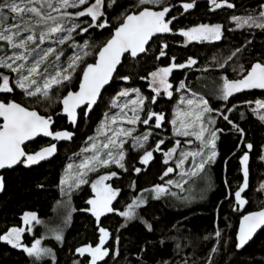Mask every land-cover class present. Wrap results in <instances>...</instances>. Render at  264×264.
Listing matches in <instances>:
<instances>
[{
    "label": "snow or ice",
    "instance_id": "6c2138e0",
    "mask_svg": "<svg viewBox=\"0 0 264 264\" xmlns=\"http://www.w3.org/2000/svg\"><path fill=\"white\" fill-rule=\"evenodd\" d=\"M207 5L210 12L237 7L234 0H207ZM196 6L197 0H180L179 8L172 0H0V69L4 70L0 71V170H14L19 166L31 169L42 161L54 158L60 142L73 140L74 131L53 130L55 120L53 114L49 113V109L53 107V95L61 106L54 115L66 118L67 123L75 128L78 127L81 114L85 120L90 118L94 106L103 99V93L113 86L114 81L118 79L128 85L132 77L120 72L125 61L138 62L152 45L157 46L153 57L155 60L168 56L166 34L183 37L185 47L192 42L204 44L221 41L225 29L220 23H198L175 29L174 22H179L178 17H183ZM181 8L183 11L179 10ZM173 11L177 15H172ZM110 15H115V24L109 19ZM229 20L235 27L228 28L227 31L253 33L258 29L264 34V0H261L258 8L244 15L230 14ZM90 30H101V36L107 31L105 39L93 51H88L93 45L90 39L85 38L91 37ZM77 35L83 39V44L76 42ZM254 38L245 37L246 43L236 47L217 67L225 69L230 62L242 60V52L253 45ZM69 44L72 45L73 55L67 61H62L64 47ZM89 56L93 57L91 62L86 59ZM176 60L177 57L172 56L171 62L166 66H157L146 76H139L140 80L147 82L151 93L149 96L142 94L137 87H119L108 104L109 109L116 111L104 113L96 136H89L85 141L86 146L81 149L84 155L80 156L77 163L66 165L65 174L60 177L58 185L61 196L67 197L64 203L70 206L73 195L81 191L82 186H90L92 195L84 201L86 206L79 211L94 218L98 232L95 244H84L75 249V255L82 259L74 260L73 264H109V260L115 264L119 255L120 236L113 238L110 230L103 226L102 217L108 214L122 217L124 223L121 228L125 229L132 221L139 220L148 232H153V225L144 220L137 209L147 206L149 200L158 201L168 196L181 202L187 200L186 197H179L171 192L170 188L183 191L184 184L189 180L195 183L202 179L206 170L217 162V142L220 139L218 133L223 131L217 126L218 117L238 134L240 142L236 148L243 152L239 157L243 179L232 193L235 201L233 211L241 213L235 232V248L243 249L258 230L264 231V209L247 213L241 211L248 203L243 194L249 188V153L254 145L245 143L244 129L226 114L232 113L236 106L223 109L212 107L209 99L194 92L185 80H181L174 88L169 81L174 69L191 68L198 62L191 56L183 63H177ZM233 71L237 73V78L220 77L216 90L219 101L229 104L230 98L236 94L250 93L252 90H261L264 94V50L248 66L236 63ZM74 84H78V87H73ZM64 90L66 94H63ZM173 90L189 95L181 96L180 106L174 109L173 118L167 121L172 125V134L174 137H193L199 142L196 151H179L174 160L175 168L168 165L180 149V139H176L174 145L167 150L162 148L165 145L164 139H158L150 149L146 147L153 130L162 128L167 120L163 111H155L148 104L154 105L162 97L173 99ZM132 93L135 97L129 98ZM17 95L20 99H17ZM33 101L43 103L45 112L49 114H41L32 107ZM243 103L255 104L250 110L264 122V100H245ZM243 115L241 113V117ZM138 124L147 126L148 130L141 135H134ZM40 137L49 140L38 150L31 148L28 142L39 144ZM99 137L103 139L100 140ZM129 139L133 149L143 150V154L139 156L140 165L148 167L154 159V153L161 152L162 162L167 167L160 176L162 183L143 190L149 194L147 197H136L123 210H118L114 201H117L121 190L109 181L119 178V173L112 169L113 165L115 169L128 171L125 164V144ZM192 142L191 139L184 141L189 145ZM244 148L248 151H244ZM260 160L264 161V152ZM226 166L227 160L225 170ZM101 169L104 170L103 174H99ZM176 170H179V181L165 180V177ZM133 171L138 174L142 168L135 167ZM90 174H96L95 179ZM225 184L230 188L227 180ZM4 187V176L0 175V191ZM257 190L264 191V183ZM74 211L77 209L70 208L64 218V226L71 222V212ZM20 219L24 226L9 227L0 233V242L20 250L33 260V264H38L44 258L50 259L51 264H58L55 252L42 245L41 239H34L30 245L22 241L25 232L32 233L33 224L42 223L37 213L25 211ZM215 237H221L219 230L215 232ZM51 238L58 244L63 243L62 229L53 231ZM165 243L164 239L160 240L162 246ZM176 247L179 249L180 245L177 244ZM144 251L146 249L142 248L141 252ZM216 251V247L211 249V253ZM211 260L212 256L209 255L208 264H211ZM137 264H143L139 257ZM162 264L168 262L163 261ZM183 264L188 262L184 261Z\"/></svg>",
    "mask_w": 264,
    "mask_h": 264
},
{
    "label": "trees",
    "instance_id": "16d2710c",
    "mask_svg": "<svg viewBox=\"0 0 264 264\" xmlns=\"http://www.w3.org/2000/svg\"><path fill=\"white\" fill-rule=\"evenodd\" d=\"M179 8L180 0L172 1ZM237 7L235 9H218L216 12L208 11L207 0H197V6L189 10L183 17H178V23L174 22L175 29L180 27H190L198 23H220L223 25L224 37L215 43H191L187 47L183 46V38L179 35H167L169 48L167 57L155 60L157 46L152 45L147 54L143 55L138 62L125 61L120 67L122 74L130 75L132 79L125 85L123 81L116 80L113 86L103 93V99L94 106L90 118L85 120L81 114L78 127L72 129L67 125L66 120L54 115L60 110V105L53 95V107L49 113L53 114L55 124L53 130L68 129L75 132L73 140L68 144H59L58 153L50 161L41 163L31 169L19 166L14 170L4 171L5 187L0 195V233L9 227L24 226L21 215L25 211L37 213L41 224L33 228L32 233L25 232L22 241L29 244L34 239L43 237L49 229H62L64 241L58 244L54 239L48 237L43 240L42 245L51 248L55 254L58 264H73L74 260H79L75 255V249L84 244H95L98 239V232L95 228L94 218L89 214L79 211L85 207L84 201L91 196L89 186H83L81 191L76 192L70 206L65 205L67 197H62L59 190V179L63 174L65 166L79 158V153L85 147V141L92 136L104 117V113L109 110L108 104L111 97L119 90V87L129 86L141 89L142 94L149 96L151 93L147 89V82L140 80L139 76L147 75L149 71L157 66H166L171 62V57L176 56L177 63H183L189 56L198 62L191 68L174 69L169 77L174 88L181 80H185L190 88L198 95L209 99L214 108L232 107V113H226L230 118L242 127L246 134L245 143H252L253 150L250 156V176L249 188L245 195L248 203L245 205L244 213L260 210L264 207V191H258L261 183H264V161L260 160L264 148V122H261L250 110L254 104L247 105L245 100H264V94L260 92L242 93L230 98L231 103L225 104L216 98V90L220 83L221 76L237 78V73L233 71L236 63H244L248 66L259 57L264 50V34L254 30L253 33L242 30L227 31L234 28L230 23V14L244 15L253 9L258 8L261 0H234ZM183 11V9H179ZM172 15H177L176 11ZM112 24L116 23L115 15H110ZM101 30H96L90 39L94 47L99 45L107 36L99 35ZM252 46L242 52V60L235 63L230 62L225 69H219L217 64L222 62L235 50L236 47L246 43L245 37L253 39ZM78 43H83V39L78 36ZM240 54H238L239 56ZM145 56L147 58H145ZM89 62L93 60L87 58ZM205 69H207L205 71ZM238 71V69H237ZM74 84L73 87H77ZM63 94H66L64 90ZM177 92L173 90V99L162 97L156 104H148L155 111H163L167 117L164 127L169 132L168 122L171 117L172 108L177 101ZM17 99L20 96L17 95ZM32 107L45 112V105L41 102L33 101ZM243 113V117H241ZM217 126L223 131L218 133V157L217 162L206 170L202 179L196 180L199 188L193 192V197L184 202L173 200L169 197L160 200H149L147 206L137 209L139 215L153 225L154 231L148 232L139 220L132 221L128 227L121 228L124 223L122 217L116 214H108L102 217L103 226L108 228L113 234L120 236L119 255L115 264H137L139 257L143 264H208L209 255L212 256L211 264H264V231L258 235L242 250L235 248V232L240 219V212L233 211L235 204L232 193L242 182L240 172L239 157L243 152L236 148L240 142L238 134L231 130V126L217 118ZM39 144H29L31 148L38 150L47 141L38 139ZM166 149V147H162ZM244 151H248L244 148ZM142 155L139 149H128L125 155V164L128 171L116 170L119 178H114L110 183L120 188V195L114 206L118 210H123L128 203L141 195L147 197L149 194L143 192L144 189H151L153 185L160 184V176L166 165L162 162V153H154V159L148 167L139 164V156ZM227 166L225 170V161ZM141 167L140 173H135L133 169ZM230 185V188L226 186ZM194 183L190 180L183 186L184 192L177 188H170L179 197H185L188 187ZM42 185V187H41ZM70 208L77 211L71 212V222L64 226L63 221ZM119 229V231H117ZM219 230L221 237L217 239L215 232ZM207 238V239H206ZM166 241L165 245L160 244V240ZM179 244V249L176 245ZM213 247L217 248L215 253H211ZM146 251L141 252V249ZM115 250L114 248L112 249ZM0 264H33V260L23 254L20 250L12 249L10 246L0 242ZM38 264H51V260L44 258ZM109 264H113L109 260Z\"/></svg>",
    "mask_w": 264,
    "mask_h": 264
},
{
    "label": "rangeland",
    "instance_id": "374dc122",
    "mask_svg": "<svg viewBox=\"0 0 264 264\" xmlns=\"http://www.w3.org/2000/svg\"><path fill=\"white\" fill-rule=\"evenodd\" d=\"M172 1H174V0H172ZM77 37H78V35L75 37V40H76ZM192 43H196V42H192ZM80 44H83V43H80ZM88 51H92V49L90 48V49H88ZM64 52H65V55L62 57V61H67L68 57H70V56L73 55L72 45L69 44L68 46H65L64 47ZM90 57L91 56H89L87 58L90 59ZM0 71H4V70L0 69ZM147 89L149 90L148 86H147ZM185 95H189V94L188 93H185V92L177 93V96H178L177 97V101H176V103L174 104V106L172 108V113H171L170 120L173 118V111H174V109L176 107L180 106L179 105V100H180L181 96H185ZM134 97H135V94L132 93V94H130V97L129 98H134ZM254 107H255V104H254L253 108ZM115 111H116L115 109H109L107 112H115ZM165 125L166 124L164 123V125H163L162 128H160V129H154L153 130V134L150 136L149 141H148V144L146 145V147L150 149V148H152V147L155 146V142L158 139H164L165 140V145H162V147H166V149H164V150H167L168 147H171V146L174 145L176 139H180L181 142H182L181 143V146H180V149H178L176 156H174L173 160L170 161L169 162V165H168V166H172L173 168H175L174 160L176 159V157H178L179 151H181V150H184V151H196L198 149V147H199V142L195 141L193 137H188V138H184V137H174L173 134H172V125L170 123H168L169 132L166 131V129L164 128V127H166ZM97 128H96V130H95V132H94V134L92 136H96ZM136 129H137V131L134 133V135H141L144 131L148 130L147 129V126H145L143 124H138L136 126ZM99 139L102 140L103 137H99ZM185 139H191L193 141L192 144L189 145L187 143H184ZM128 149H133L132 143H131V139H129L128 142L125 144V152L126 153H127ZM139 151H141V154H143V150L139 149ZM262 152H264V148H263V151ZM81 155H84V154H82L81 151H80V153L78 155L79 158H76L75 160H73V161H71L69 163H77L79 161ZM65 168H66V166H65ZM65 168H64V171H63V174L62 175L65 174ZM112 169L113 170H120V169H115V166L114 165L112 166ZM103 171L104 170L101 169L99 174H103ZM178 173H179V170H176V172L169 174L168 177H165V180L172 179L174 181H179L180 180V176H179ZM90 176H91L92 179H95L96 174H90ZM110 182L111 181H109V183ZM196 183H197V181L191 187L190 186L188 187L189 190L185 194V197L187 199H191L193 197V192L196 191V189L200 187L199 184H196ZM85 186H87V185H85ZM89 190L91 192L90 186H89ZM178 190L181 191L180 189H178ZM171 192H173V191H171ZM181 192H184V190L181 191ZM91 195H92V193H91ZM168 197L171 198V199H173V200H175V201L177 200L175 197H172V196H168ZM36 226H37L36 224H33V228L36 227ZM50 230H52V231H50ZM53 231H55V229H49L47 231V233L43 237L40 238L41 239V242L43 243V240L48 239V237L51 238L52 237V234H53Z\"/></svg>",
    "mask_w": 264,
    "mask_h": 264
},
{
    "label": "water",
    "instance_id": "95a60500",
    "mask_svg": "<svg viewBox=\"0 0 264 264\" xmlns=\"http://www.w3.org/2000/svg\"><path fill=\"white\" fill-rule=\"evenodd\" d=\"M166 35H170V34H166ZM143 55H145V54H142V56H143ZM142 56H141V57H142ZM77 87H78V85H77ZM251 92H260V93H261V90H252ZM240 94H242V93H238V94H236V95H240ZM236 95H235V96H236ZM98 102H99V101H98ZM60 107H61V106H60ZM64 119L66 120V118H64ZM66 123H67V120H66ZM67 125L70 126L68 123H67ZM70 127H71V126H70ZM71 128H72V127H71ZM72 129H74V128H72ZM38 139H42V140H45V141H48V140H49V138H46V137H40V138H38ZM31 143H32V142H28V144H31ZM60 143H70V142H64V141H62V142H60ZM60 143H59V144H60ZM50 160H51V159H50ZM50 160H49V161H50ZM45 162H47V161H42L41 163H45ZM37 166H38V165H37ZM33 167H36V166H33ZM4 171H9V170H0V175H2V173H3ZM2 192H3V191H0V195L2 194ZM261 209H264V207L261 208ZM261 209H260V210H261ZM241 211L243 212L244 209L241 210ZM257 211H259V210H257ZM238 225H239V223H238ZM237 228H238V226H237ZM236 230H237V229H236ZM259 232H260V230H258V232H257L256 235H254V238L258 235ZM254 238H253V239H254ZM253 239H252V240H253ZM252 240H251V241H252ZM251 241H250V242H251ZM250 242H249V243H250ZM246 246H247V245H246ZM246 246H245V247H246ZM241 250H242V249H241Z\"/></svg>",
    "mask_w": 264,
    "mask_h": 264
},
{
    "label": "bare ground",
    "instance_id": "6f19581e",
    "mask_svg": "<svg viewBox=\"0 0 264 264\" xmlns=\"http://www.w3.org/2000/svg\"><path fill=\"white\" fill-rule=\"evenodd\" d=\"M60 144H68V143H60Z\"/></svg>",
    "mask_w": 264,
    "mask_h": 264
}]
</instances>
